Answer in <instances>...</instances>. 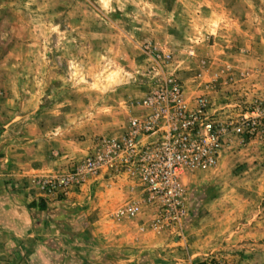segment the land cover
<instances>
[{
  "label": "rangeland",
  "instance_id": "1",
  "mask_svg": "<svg viewBox=\"0 0 264 264\" xmlns=\"http://www.w3.org/2000/svg\"><path fill=\"white\" fill-rule=\"evenodd\" d=\"M170 74L210 112L264 109V0H0V119H26L45 147L68 132L92 142L89 156ZM182 182L183 234L152 230V215L143 229L165 246L145 263L264 264V132L235 138L213 169Z\"/></svg>",
  "mask_w": 264,
  "mask_h": 264
},
{
  "label": "crops",
  "instance_id": "2",
  "mask_svg": "<svg viewBox=\"0 0 264 264\" xmlns=\"http://www.w3.org/2000/svg\"><path fill=\"white\" fill-rule=\"evenodd\" d=\"M220 33L216 27L215 40ZM212 50L204 52L216 54ZM192 93L186 85L184 97ZM25 120L0 119V264H147L146 257L164 251V239L143 229L153 210L125 178L102 176L64 196H44L31 178L68 171L92 142L74 143L60 132L45 147V134L32 131ZM126 128L125 120L117 137ZM125 204H139L140 214L116 217V207Z\"/></svg>",
  "mask_w": 264,
  "mask_h": 264
},
{
  "label": "built area",
  "instance_id": "3",
  "mask_svg": "<svg viewBox=\"0 0 264 264\" xmlns=\"http://www.w3.org/2000/svg\"><path fill=\"white\" fill-rule=\"evenodd\" d=\"M160 58L168 62L170 55ZM132 106L137 112L124 134L99 139L92 153L68 171L32 182L44 196L52 197L100 176L125 178L140 190L141 203L153 210L150 228L181 236L189 216L183 178L213 169L235 138L263 133L259 119L264 109L255 105L251 115L235 118L210 112L204 95L184 99L181 81L173 74L161 76ZM139 212V204H125L117 216L133 218Z\"/></svg>",
  "mask_w": 264,
  "mask_h": 264
}]
</instances>
